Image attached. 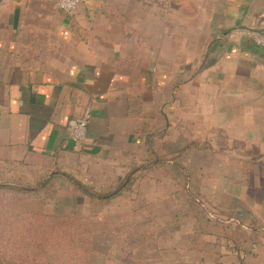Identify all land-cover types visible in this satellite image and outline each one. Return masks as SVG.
Returning <instances> with one entry per match:
<instances>
[{
	"label": "crops",
	"instance_id": "0c3cea01",
	"mask_svg": "<svg viewBox=\"0 0 264 264\" xmlns=\"http://www.w3.org/2000/svg\"><path fill=\"white\" fill-rule=\"evenodd\" d=\"M56 3L0 0V170L101 191L153 154L177 157L104 203L135 220L142 259L264 264V47L229 37L264 32V0ZM86 110L78 142L69 122Z\"/></svg>",
	"mask_w": 264,
	"mask_h": 264
},
{
	"label": "rangeland",
	"instance_id": "374dc122",
	"mask_svg": "<svg viewBox=\"0 0 264 264\" xmlns=\"http://www.w3.org/2000/svg\"><path fill=\"white\" fill-rule=\"evenodd\" d=\"M35 183L0 170V184L32 186ZM102 203L91 201L63 176L52 178L39 191L0 189V264H147L153 261L142 259L146 245L134 241L135 223L132 226L129 223L135 220H126L127 216L121 220L117 206ZM81 218L89 221L90 228L80 226ZM152 245L155 244L149 246ZM137 252L142 257L137 258Z\"/></svg>",
	"mask_w": 264,
	"mask_h": 264
},
{
	"label": "trees",
	"instance_id": "16d2710c",
	"mask_svg": "<svg viewBox=\"0 0 264 264\" xmlns=\"http://www.w3.org/2000/svg\"><path fill=\"white\" fill-rule=\"evenodd\" d=\"M189 147H198V144H193ZM176 159L177 157L168 160V158H166V156L164 155H160L157 153L153 154L150 160H147L143 166L133 167L121 182L101 191H97L93 186L83 182L82 180L70 174L62 173L61 175L65 177L78 191H80L83 195L88 197L91 201L111 202L112 200L117 199L122 195L131 192L132 187L134 186L137 180L136 174L141 170L144 172L150 171L153 167L164 166L167 163H172L176 167H178L179 164L176 163ZM51 181L52 178L43 179L36 182L32 186H22V185L14 186V185L0 184V189H12L19 192L39 191L45 189ZM184 188L188 202L191 205V209L194 212H196L197 210L198 212L200 210L207 212L208 209L205 207V201L201 198V196L198 193H195L193 191L192 186L190 185V180L188 179L187 176H185ZM54 218H56V216ZM57 218H59V216ZM73 220L76 221V217H73ZM77 221L80 222V218H78ZM80 226H87L90 228L89 221L84 218H81ZM89 244H90V240H89Z\"/></svg>",
	"mask_w": 264,
	"mask_h": 264
},
{
	"label": "built area",
	"instance_id": "2783aa9c",
	"mask_svg": "<svg viewBox=\"0 0 264 264\" xmlns=\"http://www.w3.org/2000/svg\"><path fill=\"white\" fill-rule=\"evenodd\" d=\"M82 0H57V8L68 15H73L79 7ZM229 37H246L259 46L264 47V32H259L251 29L236 30L229 34ZM91 120L90 110L84 111L82 116L71 119L69 122V129L72 138L78 142L86 140L88 134V126Z\"/></svg>",
	"mask_w": 264,
	"mask_h": 264
}]
</instances>
